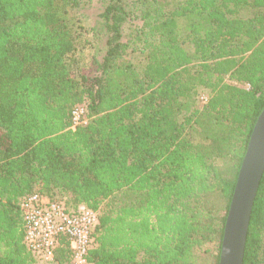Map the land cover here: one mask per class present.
Returning a JSON list of instances; mask_svg holds the SVG:
<instances>
[{
	"label": "trees",
	"instance_id": "trees-1",
	"mask_svg": "<svg viewBox=\"0 0 264 264\" xmlns=\"http://www.w3.org/2000/svg\"><path fill=\"white\" fill-rule=\"evenodd\" d=\"M263 108L264 0H0V264H72L65 237L52 262L27 248L34 193L99 212L92 264H219ZM244 264H264V174Z\"/></svg>",
	"mask_w": 264,
	"mask_h": 264
},
{
	"label": "built area",
	"instance_id": "built-area-1",
	"mask_svg": "<svg viewBox=\"0 0 264 264\" xmlns=\"http://www.w3.org/2000/svg\"><path fill=\"white\" fill-rule=\"evenodd\" d=\"M203 103L208 100L202 95ZM71 128L87 123V109L83 104L71 111ZM25 226L24 241L27 248L45 259L54 261L55 251L65 237L72 250V264H92L88 253L93 244V232L99 223V212L81 205L70 212L59 202H50L37 193L26 197L21 203Z\"/></svg>",
	"mask_w": 264,
	"mask_h": 264
},
{
	"label": "water",
	"instance_id": "water-1",
	"mask_svg": "<svg viewBox=\"0 0 264 264\" xmlns=\"http://www.w3.org/2000/svg\"><path fill=\"white\" fill-rule=\"evenodd\" d=\"M264 174V108L253 128L227 214L219 264H244L248 230Z\"/></svg>",
	"mask_w": 264,
	"mask_h": 264
},
{
	"label": "rangeland",
	"instance_id": "rangeland-1",
	"mask_svg": "<svg viewBox=\"0 0 264 264\" xmlns=\"http://www.w3.org/2000/svg\"><path fill=\"white\" fill-rule=\"evenodd\" d=\"M95 12H96V9L93 10V14H92L93 16L95 15ZM92 54H93L92 49H84V50L78 51L76 54V63L74 66H72V68L78 66V67H82V69L84 70H88L90 67V61H91ZM203 95H207V93L205 92Z\"/></svg>",
	"mask_w": 264,
	"mask_h": 264
}]
</instances>
